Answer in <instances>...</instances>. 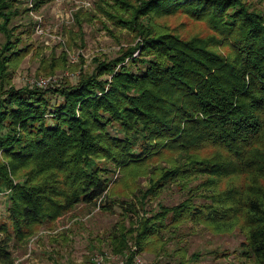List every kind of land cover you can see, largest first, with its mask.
Returning a JSON list of instances; mask_svg holds the SVG:
<instances>
[{"label": "trees", "instance_id": "obj_1", "mask_svg": "<svg viewBox=\"0 0 264 264\" xmlns=\"http://www.w3.org/2000/svg\"><path fill=\"white\" fill-rule=\"evenodd\" d=\"M20 2L0 0V264L37 227L104 196L113 172L157 158L169 166L148 190L174 183L184 196L138 221V249L189 221L236 227L241 255L264 264V14L247 0H112L103 13L137 35L132 47L73 82L15 87L29 45L13 32H31L11 23L27 12ZM178 13L209 33L149 22Z\"/></svg>", "mask_w": 264, "mask_h": 264}, {"label": "rangeland", "instance_id": "obj_2", "mask_svg": "<svg viewBox=\"0 0 264 264\" xmlns=\"http://www.w3.org/2000/svg\"><path fill=\"white\" fill-rule=\"evenodd\" d=\"M81 1L48 0L33 10V0H21L18 6L27 12L11 23L31 28V32H13L29 45V51L14 64L9 83L20 87L36 85L39 80H46L45 85L73 82L89 72L96 60L112 58L135 44L134 32L115 25L103 13L109 11L112 0H87V6ZM127 1L137 4V0ZM247 1L264 14V0ZM149 22L156 30L186 36L209 33L204 22L190 20L182 13L153 17ZM3 40L0 32V45ZM167 166L166 158H157L116 170L104 196L89 204L73 205L37 227L25 240L13 243V264H126L132 251L131 264H255L241 255L243 237L236 227L213 230L203 223L184 221L168 226L137 248L134 229L138 221L154 214L158 205L170 206L183 199L184 193L174 183L158 196L148 190L159 170ZM191 180L193 184L201 178ZM104 200L111 203L108 208L101 207ZM122 200L125 203H119ZM3 206L0 195V213Z\"/></svg>", "mask_w": 264, "mask_h": 264}, {"label": "built area", "instance_id": "obj_3", "mask_svg": "<svg viewBox=\"0 0 264 264\" xmlns=\"http://www.w3.org/2000/svg\"><path fill=\"white\" fill-rule=\"evenodd\" d=\"M29 2H30V1H29ZM30 4H31V2H30ZM30 4H29V5H30ZM80 4L83 5V6H87V5H89V1H87V0H82V1L80 2ZM45 83H46V80H39V81L36 82L35 84H36V86H40V87H41V85L46 86ZM118 264H123V262H122V261H119Z\"/></svg>", "mask_w": 264, "mask_h": 264}]
</instances>
